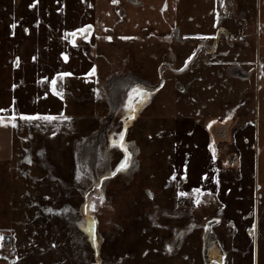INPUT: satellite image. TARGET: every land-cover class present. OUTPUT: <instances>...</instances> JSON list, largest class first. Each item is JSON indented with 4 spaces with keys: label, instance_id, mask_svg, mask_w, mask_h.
<instances>
[{
    "label": "crops",
    "instance_id": "1",
    "mask_svg": "<svg viewBox=\"0 0 264 264\" xmlns=\"http://www.w3.org/2000/svg\"><path fill=\"white\" fill-rule=\"evenodd\" d=\"M180 34L183 115L156 128L170 171L155 181L183 212V264H264V0H0V164L13 158L12 113L65 116L58 85L95 75L97 42ZM15 239L0 227V264H58Z\"/></svg>",
    "mask_w": 264,
    "mask_h": 264
},
{
    "label": "rangeland",
    "instance_id": "2",
    "mask_svg": "<svg viewBox=\"0 0 264 264\" xmlns=\"http://www.w3.org/2000/svg\"><path fill=\"white\" fill-rule=\"evenodd\" d=\"M97 43L95 75L58 85L65 116L17 122L13 158L0 164V227L16 250L31 246L58 264H183V212L155 181L170 171L156 128L183 115V35Z\"/></svg>",
    "mask_w": 264,
    "mask_h": 264
},
{
    "label": "snow or ice",
    "instance_id": "3",
    "mask_svg": "<svg viewBox=\"0 0 264 264\" xmlns=\"http://www.w3.org/2000/svg\"><path fill=\"white\" fill-rule=\"evenodd\" d=\"M14 26V25H13ZM35 59V58H34ZM64 59L67 60L68 57L65 55L64 56ZM59 75L61 76H64V75H69V73H60ZM53 84H55V81H53ZM131 107V106H130ZM134 110V109H133ZM5 110L3 109H0V112H4ZM15 116H16V113L13 112L12 113V118H11V123H12V126L15 127L17 126L16 125V121H15ZM20 119L22 120H25V121H34L35 119H43V120H47V121H51L52 119H54L53 117L51 116H41L40 114H36L35 116L33 115H25V114H20ZM64 119H68L70 120L71 118L70 117H64ZM0 123H3V117H0ZM125 151H127V149H125ZM128 167V164H127V161L123 162L120 164L119 168L117 169V171H121V170H124ZM115 174V173H113ZM196 191H199V189H196ZM181 195H185L184 193H181ZM51 211V210H49Z\"/></svg>",
    "mask_w": 264,
    "mask_h": 264
},
{
    "label": "water",
    "instance_id": "4",
    "mask_svg": "<svg viewBox=\"0 0 264 264\" xmlns=\"http://www.w3.org/2000/svg\"><path fill=\"white\" fill-rule=\"evenodd\" d=\"M217 262V261H216ZM96 264H100L99 257L96 258Z\"/></svg>",
    "mask_w": 264,
    "mask_h": 264
}]
</instances>
